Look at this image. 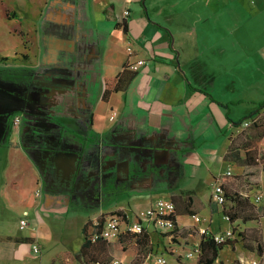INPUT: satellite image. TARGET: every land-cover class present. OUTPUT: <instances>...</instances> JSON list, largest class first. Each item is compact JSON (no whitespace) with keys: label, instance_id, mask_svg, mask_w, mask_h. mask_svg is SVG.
<instances>
[{"label":"crops","instance_id":"1","mask_svg":"<svg viewBox=\"0 0 264 264\" xmlns=\"http://www.w3.org/2000/svg\"><path fill=\"white\" fill-rule=\"evenodd\" d=\"M36 18L28 27L34 36L16 27L12 53H0L1 58L25 59L20 66L33 71L30 87L43 93L37 96L39 102L27 97L33 116L41 101H47L52 117L41 147L21 136L30 115L15 123V110L13 120L9 122V115L0 123V145L10 151L11 185L18 191L29 186V197L21 202L32 216L29 235H8L30 240L10 239L7 253L18 259L40 254L41 242L55 236L52 216L62 220L64 215H84L93 221L111 211L146 209L164 199L156 198L162 194L171 200L182 194V202L187 193L192 197L189 208L196 214L177 215V246L182 247L178 244L183 238L193 251L203 227L210 234L233 229L218 224L216 215L229 220L221 204L212 196L209 205L203 203L186 179L195 178L199 170L210 171L212 162L236 158L230 147L220 154L221 145L216 146L241 117H234L232 106L249 101L250 109L243 113L248 116L264 102V28L255 32L256 25L264 26V0H43ZM24 34L35 40H26ZM23 47L27 50L21 51ZM140 59L145 64L132 69ZM108 80L120 88L105 97ZM31 132L25 129L27 137ZM236 138L230 137V145ZM228 172L217 179L225 189L232 174ZM258 193L264 199L260 190L251 198L255 202ZM143 201H148L146 207H135ZM196 216L202 220L196 221ZM257 224L264 235V216ZM165 235L148 225L141 242L130 234L113 241L115 255L120 253L130 264L136 246H150V259L172 241ZM237 235L235 231L234 238ZM34 243L40 246L38 253ZM181 251L176 260L199 255L189 257L184 246ZM237 258L264 263V256L255 253Z\"/></svg>","mask_w":264,"mask_h":264},{"label":"rangeland","instance_id":"2","mask_svg":"<svg viewBox=\"0 0 264 264\" xmlns=\"http://www.w3.org/2000/svg\"><path fill=\"white\" fill-rule=\"evenodd\" d=\"M43 0H0V53L7 54L12 53L11 45L15 41L16 37L13 36L14 29L17 27L19 31L25 30L26 33H30V35L34 36V33L29 29V23L33 22V19H36V15L38 14L40 3ZM264 28L262 24L255 26V32L261 31ZM26 40H35L33 38L29 39V34H24ZM36 35V34H35ZM18 37V36H17ZM27 42L28 44L31 43ZM22 45V44H21ZM33 49H35L34 43L29 45ZM24 47L21 48V51H26ZM1 55V54H0ZM255 62H253V66H258L256 56ZM257 60V61H256ZM25 59L19 56L18 58L12 56L8 58V60H3L0 57V117L4 114V116L12 114V110L15 111L16 106L20 110V103L25 104L27 101V97L30 96L31 101L37 100L39 102V98L37 96L43 95L42 92H38L37 88H31V74L32 70L26 68ZM10 80V81H9ZM250 102L244 104H236L232 106L235 110L233 113L234 117L238 118V120L234 121L235 125L229 133L223 134L219 137L216 146H220L219 153L222 154L229 150L230 147V137L234 134L237 135L235 140L237 146H242L245 141H250L252 145L264 152V112L259 118L250 124L247 127L242 126V123L246 116H243L244 111H248L250 108ZM42 107H48L47 101H41ZM264 111V109H263ZM19 115L22 117V114L19 112ZM24 118V116H23ZM3 119H5L3 117ZM243 127V129H242ZM237 133V134H236ZM230 134H232L230 136ZM252 138V139H251ZM10 155L9 148L5 145H0V247L2 248V255L0 254V264H84L77 257V255H73L74 252H79L81 246L84 242V227L88 223V216L84 215H64L66 218L59 220L55 217H51L50 223L55 230V236L52 240L42 241L41 242V252L40 254H36L35 256H29L26 258L18 259V256L14 257L12 253H7L6 245L10 243L7 239L8 235L13 236H26L31 233L30 226L25 228L20 227V221L25 216V210L28 206L21 202L22 197H29V189L25 190L29 186L23 189V191H18L14 184H12V177L14 176L10 172V166H8L10 161H8ZM245 157V150L241 153V158ZM260 162L255 165H247V168L244 170V164L240 161V158H230L227 157L224 162L211 163V170L202 171L199 170L198 175L195 178H187L186 181L189 182V187H194L197 197L201 199V201L209 205L210 196H212L213 189L216 184L220 183L218 178H222L227 176L226 172L230 170L232 173L230 178L227 179V189L230 193H239L243 196L245 194H249L251 202L255 205V210L257 214H263L257 219H253L247 222L250 227L243 229L241 222L242 220H237L241 222L235 221L231 223L229 220L225 218L224 215H216L218 218V224L222 225V227H235L237 234H244L245 241L243 236L237 235L238 241L235 243L225 246L220 253V260L216 264H252V259L249 262H241L237 256L238 254L250 255V254H258L261 255L258 251V244H263L264 249V235L262 233V227L258 226L257 222L261 220L264 216V199L256 203L252 198L256 192L263 190L264 191V158L259 159ZM204 167H208L207 163H204ZM8 168V169H7ZM235 177V178H234ZM19 186V185H18ZM13 188V190H12ZM17 190L18 192H16ZM164 198L169 200V196L166 194H162L160 196H156V198ZM144 201L141 202L140 206L135 205V207H146ZM180 206L183 205V202H179ZM233 205L232 201H230L227 197L224 204H221V210L229 208ZM30 209V208H28ZM131 214H135L137 211H130ZM31 215L28 219H31ZM169 235V234H166ZM165 235V236H166ZM170 236V235H169ZM171 237V236H170ZM176 235L171 239L172 241L165 245V248L161 250V254H159L158 250L153 257L147 259V255L149 251L152 249L150 246H136L137 256L136 259L132 261L130 264H160L158 262V258L164 257L167 261L166 264H175L177 262L176 258L180 254L181 248H185V252H189L193 249L188 245L186 241L181 239L182 247L177 246L176 240L180 241V238H175ZM236 239V240H237ZM239 243V250H236V244ZM124 247H129L128 245H122ZM175 246V247H173ZM40 247V246H39ZM117 245L111 244L110 246V255H115ZM38 253V252H37ZM129 256H133V251L128 250ZM100 254V253H98ZM97 253L94 254L98 255ZM176 257V258H174ZM146 258V260H145ZM183 260L197 263L198 256L192 258H185L183 256ZM104 261V260H103ZM109 263V262H108ZM107 263V264H108ZM262 264H264L261 261ZM86 264V263H85ZM88 264H95L94 261L89 260Z\"/></svg>","mask_w":264,"mask_h":264},{"label":"trees","instance_id":"3","mask_svg":"<svg viewBox=\"0 0 264 264\" xmlns=\"http://www.w3.org/2000/svg\"><path fill=\"white\" fill-rule=\"evenodd\" d=\"M3 60H8V58L4 57ZM119 88H120L119 83H117L113 88L110 85V81L108 80L107 87H105L104 96L107 97L112 92L113 89L119 90ZM263 108H264V102H262L258 106V108L253 112V114L246 116L245 119L254 117L256 114L260 113L263 110ZM242 148L245 149L244 158H241V155L239 153L240 149ZM229 151L232 152V155L233 156L235 155L236 158L237 157L240 158V161L246 165L258 164L260 162L259 159H262V157L264 158V152L254 147L250 141H245L244 144H242V146H237L236 142L234 143L233 141L230 145ZM221 184L223 185L222 182ZM223 188L225 190L226 199L228 197V199L233 203L230 210L229 208L223 210L224 214L228 217L231 223H234L239 219L242 220L243 222H247L253 219H257L263 215V214L259 215L256 213L255 205L251 202L249 197L243 196L239 193H230L228 192V189H225L224 185ZM186 195L188 197L185 200H183L182 206H180V204L178 203V201L181 202L180 199L182 194L174 195L172 198L177 204L175 212L173 214V217L177 222V226H178V220H177L178 214H184V213H190L192 215L196 214L195 212H193V210L189 208L191 206V200H192L190 193L189 194L187 193ZM99 219L100 221L103 220L102 217H100ZM232 228L236 231L235 227ZM93 230H94L93 221L89 220L83 230L84 242L81 246L80 251L76 254L77 257H79L78 259L84 264L85 263L88 264L89 260L94 261L95 264H107L108 262H109L108 264H110L111 261H113L115 258H120V253L115 256L110 255V246L113 241H108L105 240L104 238L93 240L91 234ZM147 230L148 228L145 229L140 234H130V235L132 238H136L138 242H141L143 240L142 238H144V236L146 235ZM239 236H243V239L245 241V237L244 234H242V232H240ZM121 238L119 240H121ZM7 239L15 240L17 242L30 240V238H21V237H13V236H8ZM236 239L237 238L228 240L223 243H218L214 239L213 234H203V237L200 242V253L198 255L197 264H214L217 261V259L220 257L221 250L225 246L231 245L236 241H238V239L237 240ZM146 244H148L147 241L145 242V245ZM262 245L263 244H258V251L259 253H261V255H263L264 252ZM124 250H126V248H124ZM95 253L97 254L100 253V254L94 256ZM175 264H189V263L182 261V258L178 257L177 263Z\"/></svg>","mask_w":264,"mask_h":264},{"label":"built area","instance_id":"4","mask_svg":"<svg viewBox=\"0 0 264 264\" xmlns=\"http://www.w3.org/2000/svg\"><path fill=\"white\" fill-rule=\"evenodd\" d=\"M126 14L128 11L125 12ZM143 64H145V60H138L130 65V67L134 70H138ZM115 115L112 116V119ZM259 118L258 116H254L252 118H248L244 122V127L249 126L253 122H255ZM19 119L16 120L18 123ZM231 173L230 170L228 172ZM41 194V190H37V195ZM212 198L218 204H224L226 201L225 190L221 183L215 185L212 193ZM263 198L262 193H258L255 197L256 202H260ZM176 206L175 202L171 199H161L156 201V203L146 209L140 210L135 214H131L128 211H111L108 213H103L95 220H93L94 230L92 231L93 240H97L99 238H104L108 241H116L119 240L123 235L129 234H140L145 229L148 228V225L154 227L158 231L163 233H167L173 238L174 232L177 229V222L175 221L173 214L175 212ZM25 216L21 219L20 224L21 227L24 228L29 224L28 215L29 212L25 211ZM100 217L103 218L100 221ZM202 218L200 216H196V221H201ZM200 232L202 234H210L208 228L203 227L200 228ZM214 239L218 243H223L228 240H231L235 237V231L233 229H229L222 233L213 234ZM33 250L35 252L40 251L39 244H32ZM200 253V244L195 247L193 251H190L187 255L189 257L195 256ZM158 262L160 264H166L167 261L164 257H159ZM110 264H125L122 258H115L111 261ZM252 264H262L261 260H252Z\"/></svg>","mask_w":264,"mask_h":264},{"label":"flooded vegetation","instance_id":"5","mask_svg":"<svg viewBox=\"0 0 264 264\" xmlns=\"http://www.w3.org/2000/svg\"><path fill=\"white\" fill-rule=\"evenodd\" d=\"M28 101V99H27ZM23 104V103H20L21 106H20V110L21 111H18L22 114V117L19 115L18 118L15 119V123L17 119H19L18 123H22L25 119L23 118V115H30L32 117V120L28 121L26 120L24 122V126H27L25 129L27 128H31L32 129V132L30 133V136L27 137L26 134H25V129L23 130L24 131V134H23V131H22V134L21 136L25 139V140H30L32 143L36 144V146L38 147H41V146H44L46 145V142H47V139L44 137L45 135H48V133L46 132V127L49 126V123L51 122L50 119L52 118L51 117V113H49V109H47V107H42L40 105V108L36 111V115L33 116V108H32V105H29L28 103ZM264 109V108H263ZM15 110H19V108L16 106ZM13 111V110H12ZM10 115V114H9ZM9 115H6L4 116L1 115L0 117V123L2 122L1 120L3 119V117L6 119L7 116ZM14 116H9V122L10 120H13ZM29 116V117H30ZM3 119V120H5ZM8 133H11V129H9V132ZM44 135V136H43ZM3 139H0V142L2 141ZM44 143V144H43ZM34 150L38 151V149H35ZM36 156V154H34ZM41 163V162H40ZM49 172V171H47ZM45 173L46 174V179L48 181V178L50 175H48L49 173ZM84 187V186H83ZM84 190V189H83ZM96 199V198H95Z\"/></svg>","mask_w":264,"mask_h":264}]
</instances>
